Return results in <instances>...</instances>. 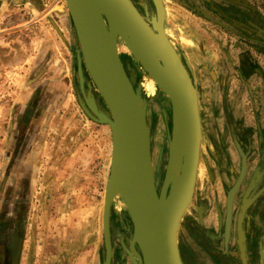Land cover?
<instances>
[{
    "label": "crops",
    "instance_id": "1",
    "mask_svg": "<svg viewBox=\"0 0 264 264\" xmlns=\"http://www.w3.org/2000/svg\"><path fill=\"white\" fill-rule=\"evenodd\" d=\"M32 1L34 11L39 12L40 1ZM163 3L165 32L187 64L198 91L201 148L206 134L209 152H223L222 156L217 154L218 161L211 156L206 160L214 168L229 167L227 173L233 175L235 168L241 166V152L246 155L243 197L251 201L247 212L252 220L256 222L261 217L254 226L255 233H258V243L254 246L258 248L255 253L259 252L258 263L264 264V0H163ZM60 18L62 20L63 15L60 14ZM53 26L56 28V24ZM68 27L70 29V25ZM74 43L73 40L70 47L77 49ZM56 47L55 44L48 48L45 54L47 63L37 61L39 68L29 78L28 92L19 104H11V112L8 108L3 115L0 230L6 233L11 230L12 234L19 226L15 240L20 248L13 264L67 263L62 254L48 259L36 251L35 256L33 247L26 256L22 255L32 201L39 189V160L52 133L60 134L61 130L63 136L57 139L58 142L68 139L75 131L84 134L90 127L95 130L79 117H65L64 108L70 105L73 86L80 81L82 73L78 68L69 72L67 65L57 64L53 60ZM76 51L71 53L74 55ZM51 53L54 55L50 58ZM91 88L95 89L92 83ZM94 94L93 104L99 101L97 104L101 106L98 93L95 91ZM73 141L69 140L63 150H58L61 154L53 157L52 166L50 164L47 168L49 177L57 171L62 173L61 167L64 170L76 168L83 144ZM73 145L78 146L74 151ZM60 158H63L64 166H61L62 162L55 166ZM222 174L223 171L218 169L216 172L215 168L213 177L219 178ZM64 212L70 222L80 216L81 209ZM200 237L203 247L216 246L213 235L210 237L212 245L202 233Z\"/></svg>",
    "mask_w": 264,
    "mask_h": 264
},
{
    "label": "rangeland",
    "instance_id": "2",
    "mask_svg": "<svg viewBox=\"0 0 264 264\" xmlns=\"http://www.w3.org/2000/svg\"><path fill=\"white\" fill-rule=\"evenodd\" d=\"M30 1L0 0V133L4 129L3 115L11 107V104H19L21 98L28 92L29 78L31 74L36 73L33 70L37 67V61H46L47 63L45 54L49 47L51 48L55 44L57 46L56 55L53 54V60L57 64L67 65L69 72H73V65L74 69H77L78 61L76 59L79 55L76 54L77 57L73 55L71 51L74 50L70 47L73 40L77 46V41L65 1L39 0L42 5L39 12L34 11L35 8ZM60 14L63 15L62 20ZM39 16L43 18H37ZM54 24H56V28L53 26ZM65 26L68 29H65ZM118 47L119 54L128 67L134 80L133 84L138 88L141 102L148 114L150 132H153L151 138L152 161L155 170L160 168L161 171L159 189L162 184L164 162L167 159V147L170 139L169 100L153 81L150 82L141 65L132 57L121 41L118 42ZM53 55L51 53L49 57L51 58ZM84 87L78 81L75 82L71 103L64 108L65 117H74V119L79 117L82 122L87 126H92L95 130L93 131L90 127V130L88 129L84 134L75 131L74 134L68 136V139L57 142V139L63 136L60 130V134L56 135L51 132L53 136L51 134L50 138L46 140L43 154L41 153L39 160L41 168L38 172V194L32 201L22 255L26 256L30 247L31 250L33 247L35 256L37 255L36 251L48 259L62 254L67 261L66 264H105V248L99 212L104 203V194L110 177L112 141L111 138L108 139L103 135V124L92 120L84 110L86 108L91 112V106L96 107L91 102L92 93L96 89L86 90ZM70 137L74 140L73 142L83 144L79 153L80 158H77L76 168L66 166L67 169L64 170L61 167L62 173L59 174L57 171L54 176L49 177L47 168L50 164L52 166L51 160L61 154V151L58 150H63L66 143L72 140ZM75 147L73 145L72 151L75 150ZM217 154L222 156L223 152H209L207 135L204 134L194 197L180 224L179 248L184 264H228L229 261L225 257L223 260H220L221 258L216 260L208 250L214 252L217 250L219 254L229 253L232 256V264H241L236 238L238 237V216L241 212L242 200H244L243 188L245 187L243 185L245 181L243 180L233 202L231 228L234 233L233 243L230 249H224L223 227L227 192L236 181L241 166L235 168L233 175L227 173L229 167L223 169L215 167L216 172L219 169L221 172L223 171V174L219 178L213 177L215 168L211 167L206 159L208 156L217 159ZM63 158L58 159L55 166H59ZM62 164L61 166H64V162ZM240 165H242V161ZM75 208L81 209L80 216L72 218L73 220L69 222V216L63 215V212ZM199 208H201V212L198 218ZM110 216L111 242L113 241V250L116 256L115 264H132L125 252V249L129 251L132 225L120 196L114 198ZM252 221L251 215H249L247 225L250 226ZM204 229L209 230L215 238H219L214 241L216 247H203L199 236ZM253 236H255V232L248 231V237L254 238ZM253 244L250 243L246 247V251L257 264L258 261L253 257V254L258 248Z\"/></svg>",
    "mask_w": 264,
    "mask_h": 264
},
{
    "label": "water",
    "instance_id": "3",
    "mask_svg": "<svg viewBox=\"0 0 264 264\" xmlns=\"http://www.w3.org/2000/svg\"><path fill=\"white\" fill-rule=\"evenodd\" d=\"M64 1L81 56L79 62L103 107L99 110L91 106V112L86 108L84 110L95 122L108 125L112 132L110 177L99 212L105 264H110L112 257L110 210L117 196L122 198L132 225L128 251L132 262L184 264L178 235L182 218L194 197L200 164L202 124L198 91L187 64L165 32L163 0H152L155 15L150 23L131 0ZM119 41L131 50L132 57L169 100L170 139L159 189L161 171L160 168L155 170L153 165L146 111L139 90L120 58ZM91 102L93 104V99ZM172 141L178 144L183 155L180 168L174 172L173 182L167 176ZM241 155L240 173L227 192L226 240L231 232L234 198L247 171L246 155L244 152ZM250 202L245 201L237 226L243 264H247L243 216Z\"/></svg>",
    "mask_w": 264,
    "mask_h": 264
},
{
    "label": "flooded vegetation",
    "instance_id": "4",
    "mask_svg": "<svg viewBox=\"0 0 264 264\" xmlns=\"http://www.w3.org/2000/svg\"><path fill=\"white\" fill-rule=\"evenodd\" d=\"M30 1V0H29ZM132 1V3L136 6V8L138 9V11L141 13V15L146 19V21L148 22V23H150V19L149 18H152V15H155V7H154V4H153V1L152 0H131ZM28 2V1H27ZM31 2V1H30ZM164 4V3H163ZM149 14L151 15L150 17H149ZM73 54V53H72ZM75 54H77V55H79V52L78 51H76L75 53H74V55ZM181 56V55H180ZM72 57H74V56H72ZM77 57V56H76ZM120 58H121V56H120ZM181 58H182V56H181ZM183 59V58H182ZM74 60V59H73ZM77 61H78V64H77V68H78V72H79V70H80V72L82 73L80 76H81V79H80V81L78 80V82H79V84L83 87V86H85L86 84H88L89 85V83H90V81H89V78H88V75L86 74V72L84 71V69L83 68H80L81 67V63L79 62V60H80V57L78 56L77 57V59H76ZM121 60H122V63H123V65H124V67H125V69H126V71H127V74H128V76L130 77V79H131V81L133 82L134 80L132 79V77H131V75H130V72H129V70H128V67L126 66V64L124 63V60L121 58ZM184 61V60H183ZM37 68H39L38 66L36 67V69L33 71V72H36V70H37ZM74 68V65H73V67H72V69ZM35 74V73H34ZM83 74H84V76H83ZM192 78V77H191ZM83 81H84V83H83ZM88 85H86L85 87H84V89H88L89 90V88H91V85L90 86H88ZM89 87V88H88ZM92 89V88H91ZM94 92L95 91H93V93H92V98H95L96 96H95V94H94ZM97 102H99V101H96L94 104L96 105V107H97V109H103V107H102V105L100 106V105H98L97 104ZM13 110H14V108H13ZM18 110H19V108H18ZM9 112H11V107L9 108ZM146 119H147V124H148V127H149V129H150V126H149V121H148V114H147V111H146ZM9 122V121H8ZM150 131H151V129H150ZM153 133V132H152ZM152 133H151V138L153 137L152 136ZM251 197V196H250ZM252 199V198H251ZM227 201V200H226ZM245 201H249V200H242V205H241V212H240V214L242 213V208H243V206H244V203H245ZM200 212H201V208H199V212L197 213V215H198V218H199V216H200ZM232 214H233V212H232ZM240 214H239V216H240ZM225 215H226V212H225ZM239 216H238V218H239ZM248 216H249V213L247 212V208L245 209V212H244V216H243V232H244V234H245V238H244V244H245V248L246 247H248V245L250 244V243H254V244H257L258 243V233L256 234L255 233V236H253L254 238H250V237H248V231H250V229H248L249 228V226L247 225V219H248ZM259 217V216H258ZM225 218H226V216H225ZM261 220V217H259L258 218V220L256 221V222H251L250 223V227H251V230H252V232L254 231L255 232V228H254V226H257L258 225V223H259V221ZM1 225V224H0ZM9 225V224H8ZM10 226V225H9ZM112 226V224H111V216H110V230H111V227ZM17 227V226H16ZM200 227V226H199ZM201 227H202V225H201ZM10 228V227H9ZM18 229H15V230H13V232H12V234H11V230H9V229H7V230H9L7 233L5 232V231H1L0 230V264H13V262H15V257L17 256V250H18V248H20V246H18V244L16 243V240H15V236H17V234H18V230H19V226L17 227ZM231 228H232V223H231ZM223 229H224V233H223V243H224V245H223V247H224V249H226V248H228V249H230L231 248V246H232V243H233V229H231V232H230V237H229V239L228 240H226V237H225V220H224V227H223ZM179 231H180V228H179ZM199 232H200V230H198ZM202 232V231H201ZM180 234V233H179ZM202 234H203V237L205 238V239H207V241L209 240V243H211V245H212V241H211V234H210V232H209V230H206V229H204L203 230V232H202ZM8 235V236H7ZM111 239H112V230H111ZM217 240H219V238H216ZM250 239H251V242H250ZM178 242H179V246H180V237H179V235H178ZM227 242H228V244H227ZM236 243L238 244V237L236 238ZM253 244V245H254ZM21 245V244H20ZM112 257H111V262H110V264H115L116 263V256L114 255V250H113V241H112ZM237 246H239V245H237ZM211 247V246H210ZM212 247H216V246H213L212 245ZM205 248H208V247H205ZM136 250L138 251V253H140L139 252V250H138V248L136 247ZM208 251H210V253L214 256V258L216 259V260H218V258H221L220 260H223V258L225 257L229 262H228V264H232V256L229 254V253H226V252H222L223 254H219L218 252H217V250H215V252L213 251V250H208ZM258 251V250H257ZM256 251V253H254L253 254V257L254 258H256L257 259V261H258V256H259V252H257ZM16 252V253H15ZM125 252H126V254H127V257L129 258V260L132 262V260H131V258H130V256H129V254H128V251H127V249H125ZM213 252V253H212ZM222 255V256H221ZM246 255H247V264H256L253 260H252V257H251V255L250 254H248V251H246ZM239 257H240V262H241V264H243L242 263V259H241V255H239ZM11 261H12V263H11ZM16 264V263H15ZM132 264H134L133 262H132ZM257 264H259L258 262H257Z\"/></svg>",
    "mask_w": 264,
    "mask_h": 264
},
{
    "label": "bare ground",
    "instance_id": "5",
    "mask_svg": "<svg viewBox=\"0 0 264 264\" xmlns=\"http://www.w3.org/2000/svg\"><path fill=\"white\" fill-rule=\"evenodd\" d=\"M161 3H162V1H161ZM127 50L131 53V50H129L128 48H127ZM133 51H135V50H133ZM149 80H150V82L152 81L151 78H149ZM102 131H103V135H105L106 138H108V139L111 138L112 132H111V129L109 128L108 125H106V124L103 125ZM174 137H176V135ZM178 147H179L178 144H176L175 142L173 143V141H172L171 148H170L171 159H170V165H169V169H168V173H167V176L172 178L171 179L172 182L175 180L174 172L180 168V165H181L180 161H181V158L183 157V155L179 151Z\"/></svg>",
    "mask_w": 264,
    "mask_h": 264
}]
</instances>
